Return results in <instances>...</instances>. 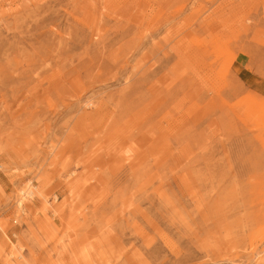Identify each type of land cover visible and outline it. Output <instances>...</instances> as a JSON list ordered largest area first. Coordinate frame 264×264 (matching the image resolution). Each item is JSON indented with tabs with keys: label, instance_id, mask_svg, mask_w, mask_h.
<instances>
[{
	"label": "rangeland",
	"instance_id": "374dc122",
	"mask_svg": "<svg viewBox=\"0 0 264 264\" xmlns=\"http://www.w3.org/2000/svg\"><path fill=\"white\" fill-rule=\"evenodd\" d=\"M0 264H264V0H0Z\"/></svg>",
	"mask_w": 264,
	"mask_h": 264
},
{
	"label": "bare ground",
	"instance_id": "6f19581e",
	"mask_svg": "<svg viewBox=\"0 0 264 264\" xmlns=\"http://www.w3.org/2000/svg\"><path fill=\"white\" fill-rule=\"evenodd\" d=\"M29 188H30V187H29ZM29 188H28V190H29ZM21 192H23V193L25 194L26 190L21 189ZM29 193H30V195H31V194H32V191H29ZM19 204H20V202H19Z\"/></svg>",
	"mask_w": 264,
	"mask_h": 264
}]
</instances>
